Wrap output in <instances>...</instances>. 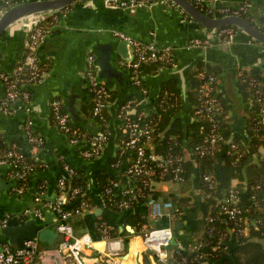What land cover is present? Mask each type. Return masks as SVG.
Listing matches in <instances>:
<instances>
[{
  "label": "crops",
  "instance_id": "obj_1",
  "mask_svg": "<svg viewBox=\"0 0 264 264\" xmlns=\"http://www.w3.org/2000/svg\"><path fill=\"white\" fill-rule=\"evenodd\" d=\"M7 1L11 7L31 0H0V6ZM216 1L218 4L232 6L245 1L250 2L249 20L264 27V0ZM34 25V20L18 21L1 37L0 72L14 73L19 68ZM115 30L123 32L131 39L145 44H154L161 49L170 47L175 54L174 66L171 68L162 69L156 74L150 72L144 74L148 86V95L141 103L135 106L132 103V114L134 111H136L135 114L153 111L159 93L166 84L174 83L182 93L183 81L181 80V71L177 67L183 66L182 68L185 69L188 94L192 88L193 74L203 64V67L207 65L214 68L217 73L219 91L222 92L224 99L228 102L231 129L245 142L248 140L245 128L250 103L245 100L239 89V77L243 73H255L260 75L264 81V44L239 30L234 40L225 45L217 35L216 29L206 31L200 23L192 19L182 8L170 0H145L131 7L109 5L107 0H76L60 13L56 22H53L49 35L39 49V57L47 67V74L40 83L26 85V89L31 95V111L28 112L25 102L19 100L15 105L16 112L14 115H2L0 117V147L16 142L23 148H29L24 128L29 117L34 121L35 132L46 139V145L39 151L38 155L49 162V167L37 176L35 183L41 177L47 178L50 191L54 192L56 176L61 172V165L58 162L60 155H64L68 162L82 167L87 172L90 178L88 193L92 201V208L83 217H76L72 221L78 235L90 233L94 240V245L86 247L84 250L85 263L146 264L144 257L147 247L143 239L145 230L159 228L153 227L155 223L165 227L174 225L177 220H182V228L175 233L178 245L174 249L188 250L203 237L204 230L199 226L201 215L197 212H191V207L186 206L180 218H175L171 211V216L155 220L145 202L138 203L130 211H116L108 208L101 194L98 172L100 170L115 172L120 176L119 180L127 183L129 179L124 171L129 164V158L125 157L121 167L110 166L113 156L117 155L121 148V144L111 140L99 158L93 161L86 159L83 161L82 154L84 150L90 147L89 142L86 141L76 146L70 144L68 136L55 125L51 108L52 100L59 99L63 103L65 112L79 127L91 135L102 129L89 112L93 106V97L89 91L87 77L88 57L94 54L96 57L95 69L99 80L110 87L115 95L108 107L113 129L115 130L116 125L121 123L117 117L118 108L135 96L141 95L133 84V70L128 65L133 60H124L116 54L112 60V67L116 73L115 77L113 76L108 80L101 76V72L104 70L98 61L101 50L116 39H121L113 33ZM207 37L211 38L212 41L210 47H187L191 39ZM202 49L209 51L205 61H201L204 58ZM4 90V83L0 77V96L4 94ZM182 98L183 107L177 117L187 125L192 120V106L183 95ZM260 151L264 152V147H261ZM7 172L5 168H2L1 217L5 215L18 216L25 208L32 207L33 191L36 189L33 188L31 192L23 195L16 194L12 189L13 181L8 177ZM200 177L201 174L197 171L190 191L192 201L197 206L201 204L203 199ZM157 188L167 195H182L179 190L180 187L174 182H160L157 184ZM101 219H106L118 226L120 235L114 239L116 242L111 246L117 248L119 247L117 241L121 242L120 256L107 257L108 244L101 238L99 231ZM60 241L61 237L58 234L53 243L41 241L38 264H79L71 253L62 252V256H59L57 249ZM6 244L11 246L10 238L1 229V248ZM133 249L135 255H132ZM149 262L160 264L153 252L149 254ZM164 263L169 264L166 261Z\"/></svg>",
  "mask_w": 264,
  "mask_h": 264
},
{
  "label": "built area",
  "instance_id": "obj_2",
  "mask_svg": "<svg viewBox=\"0 0 264 264\" xmlns=\"http://www.w3.org/2000/svg\"><path fill=\"white\" fill-rule=\"evenodd\" d=\"M109 5H117L121 7L136 6L145 0H107ZM203 13L212 17H225L229 15L246 17L250 14L251 3L245 1L239 5L232 6L229 4H218L216 0H189ZM7 1L0 6V17L10 7ZM67 9V8H66ZM63 9L54 15L42 14L41 17L35 16V25L26 44V50L21 65L14 73L0 72V77L4 83V94L0 96V117L2 115L12 116L16 112V103L19 100L25 102L26 110L31 111L30 101L31 95L28 90L23 87L29 84L40 83L47 74V67L40 60L39 49L49 35L53 22H56ZM57 18V19H56ZM264 31V27L258 25ZM217 35L221 38L223 44H230L237 32L235 26H226L216 29ZM121 39L129 40L134 50V59L129 62V67L133 70V84L140 85L143 81V72L140 66L143 63L152 61L174 62V51L172 48H158L154 44H145L138 40L131 39L121 31L113 32ZM212 45L211 38H193L189 41L187 47H203L207 48ZM175 57V56H174ZM96 57L94 54L88 57L87 77L89 81V91L93 97V115L101 122H106L105 111L108 110L112 90L104 82H101L96 73ZM202 83L199 85L196 93L198 115H205L211 121L209 134L202 143L195 146V151L204 156L213 153L218 149L219 142L223 136L219 133V118L222 114L224 105L222 99L218 96L219 78L217 75L209 74L207 69L200 70L197 75ZM252 85L254 81L251 82ZM142 93L147 95L148 89L143 88ZM256 93L260 99H264V89L258 88ZM132 102L123 103L117 110V117L124 125L128 138L123 141L120 148V155L127 156L134 153V159L125 168V175L129 182L123 183L121 180H111L105 186L103 192L104 201L111 207L119 211L133 209L138 203L145 202L151 211L155 220H160L165 216H171V209L175 208L172 200L157 198L153 194H149V189L160 182H153L155 175H160L161 182L183 183L184 169L182 167L183 157L180 154L163 155L154 151L152 140L154 133V121L147 117H134L131 112ZM53 121L59 130L65 135H69V143L76 146L88 141L90 147L83 151V157L86 159L99 158L107 144L109 137L106 129H101L92 136H88L86 132L79 129H73L70 125L71 118L65 112L63 103L59 99L51 102ZM264 113V109H263ZM259 123H264L263 117ZM25 136L29 145L30 157L24 151V148L16 142H12L7 146L0 147V174L2 168L8 172V177L13 181V191L16 194L23 195L31 191L28 177L35 171L36 164L32 159H37L39 151L46 145V139L35 132L34 121L31 117L26 120ZM232 145V153L237 152L241 155L239 145L229 141ZM150 148V151L148 150ZM61 168L63 171L56 183L57 190L53 193L50 191L49 180L44 179L37 185L33 193V207L25 208L20 215H5L0 217V230L9 225V221L13 217H17L19 222L23 223L29 219H35L38 222H45L46 213L53 215L56 232L61 237L57 252L62 256V252L71 253L79 264H86L83 256L86 247H92L94 240L90 233L78 235L73 226V219L83 217L87 211L92 208V204L83 194L81 186H74L70 179L75 174V168L67 161L64 155L59 156ZM119 164H116L118 166ZM46 166V165H45ZM167 179V180H166ZM204 181L210 187L216 185L213 176L205 174ZM139 181L140 185L135 182ZM242 200L238 195V191L231 189L228 195L223 199L221 211L229 220L235 221L241 219L243 211ZM117 227L114 223L101 219L99 222V231L101 238L108 244L106 255L108 258L120 256L122 244L114 248L111 245L115 243L113 236ZM175 236L173 225L150 228L143 232L144 243L147 248L155 254L160 262L169 264H180L173 260L172 251L167 247ZM40 253L39 239L25 240L23 249H14L9 244L4 245L0 249V264H38V255ZM183 261H186L183 258Z\"/></svg>",
  "mask_w": 264,
  "mask_h": 264
},
{
  "label": "trees",
  "instance_id": "obj_3",
  "mask_svg": "<svg viewBox=\"0 0 264 264\" xmlns=\"http://www.w3.org/2000/svg\"><path fill=\"white\" fill-rule=\"evenodd\" d=\"M249 19V15L246 16ZM175 56V55H174ZM173 58L175 59V57ZM173 61V59H172ZM152 61L143 63L140 70L143 75L146 72L151 74L159 73L162 69L171 68L174 62ZM200 65L196 73L193 74L192 88L188 93V100L191 104L192 120L185 125L183 121L177 117L183 107L182 93L176 88L174 83L166 84L159 93L155 109L151 112H138L134 117L142 116L150 118L154 121L153 148L154 151L163 155L171 153L180 154L183 157L182 167L184 169L182 175L184 182L182 184L183 191H191L193 187L194 175L200 172V186L203 193V199L200 205H196L190 194L167 195L164 191L157 188L156 183L149 189L148 193L153 194L157 198L172 200L175 206L174 216L180 218L186 206H190L191 212H197L201 215L199 226L204 230L203 237L197 240L190 249H174L172 252L173 260L180 264H264V154L260 152V148L264 147V123H259L263 117L264 99H260L258 88L264 89L263 78L255 73H243L239 77V89L245 100L250 103V109L246 119V134L248 140L245 142L240 136L233 133L230 126L228 102L224 99L222 92L217 90L218 96L222 99L224 110L219 118V133L223 139L218 144V149L207 155H200L195 151V146L205 142L211 127V121L205 115L196 113L197 99L196 93L202 80L197 76L200 70L207 69L209 74L217 75L214 68ZM254 81L255 85L251 82ZM139 91V97H134L133 105L141 103L147 95L142 93L143 88H147L145 75L140 85L135 86ZM219 87V84L218 86ZM110 88V87H109ZM26 89V85L23 87ZM115 98L114 92L110 101ZM132 105V106H133ZM94 121L101 128L106 129L111 140L118 144L123 143L128 138V133L124 129L122 123L116 125L115 130L112 126L110 113L105 111L106 122H101L93 115V106L89 111ZM70 125L73 129H79L92 136L85 129L79 127L77 123L71 120ZM100 128V129H101ZM114 131H113V130ZM95 134V133H94ZM69 137V135H68ZM113 138V139H112ZM237 143L240 148L241 155L237 152L232 153V145L229 141ZM150 151V148L148 149ZM24 151L30 157L29 148ZM125 157L129 158V163L134 159V153L127 156H113L110 166L119 164L121 167ZM32 159L36 164L35 171L28 177L30 187L36 188L44 178H39L35 183L37 176L48 169L49 162L42 159L39 155L37 159ZM93 161L95 159H86ZM87 161V162H89ZM59 164L61 162L58 159ZM46 165V166H45ZM75 168V174L70 179L74 186H81L83 189L82 197L91 201L89 197L90 178L82 167L71 162ZM113 168V167H112ZM63 171L57 174L54 191L57 190L56 183ZM205 174H209L216 180V185L210 187L204 181ZM47 179V178H45ZM115 172L100 170L98 172V180L100 181L101 194L103 195L105 186L111 180H119ZM160 175L153 177V182H161ZM167 180V179H166ZM135 184L140 185L139 181ZM31 189V190H32ZM231 189L238 191V195L242 200L243 211L241 219L232 221L221 211L223 199L228 195ZM31 192V191H30ZM35 192V191H33ZM167 196V197H166ZM105 205L111 208L106 202ZM136 206V205H135ZM119 211L116 208H111ZM132 210V209H130ZM126 210V211H130ZM113 223V222H112ZM115 224V223H114ZM116 225V224H115ZM113 236L120 235L119 228ZM177 231H175L176 233ZM40 243H42L40 241ZM183 258L186 261H183Z\"/></svg>",
  "mask_w": 264,
  "mask_h": 264
},
{
  "label": "water",
  "instance_id": "obj_4",
  "mask_svg": "<svg viewBox=\"0 0 264 264\" xmlns=\"http://www.w3.org/2000/svg\"><path fill=\"white\" fill-rule=\"evenodd\" d=\"M76 0H31L22 3L15 4L9 7L0 17V39L7 32L10 27L21 20L33 21L36 17H41L42 14L54 15L59 11L68 8ZM174 4L182 8L192 19L200 23L206 30H215L226 26H235L241 31L247 33L250 37L257 42L264 44V31L258 27V25L251 22L248 18L242 16L229 15L225 17H212L201 10H199L189 0H170ZM204 58L201 61H205L209 55V51L202 49ZM118 54L122 59L130 61L133 60V47L129 40L116 39L112 43L105 46L101 50L99 57V63L104 68L101 72V76L110 80L116 75L114 68L112 67V60L114 56ZM177 67L181 71L182 95L188 100L187 87H186V74L185 69ZM115 77V76H114ZM75 114V111H73ZM136 111H134V114ZM3 187V179L0 174V189ZM86 214V213H85ZM45 222H38L35 219H29L23 223L19 222L17 217L11 218L9 225L4 228V233L9 236L10 244L14 249H23L25 240L39 239L42 242L53 243L57 237L56 225L54 224L53 215L50 212L46 213ZM1 217V213H0ZM183 226L182 220L175 221L173 228L178 231ZM178 245L176 235L172 238L171 243L168 245L169 250H173ZM151 249L147 248L145 251L144 263L151 264L149 262V254ZM132 255H135L134 249ZM160 264H165L160 262Z\"/></svg>",
  "mask_w": 264,
  "mask_h": 264
},
{
  "label": "rangeland",
  "instance_id": "obj_5",
  "mask_svg": "<svg viewBox=\"0 0 264 264\" xmlns=\"http://www.w3.org/2000/svg\"><path fill=\"white\" fill-rule=\"evenodd\" d=\"M206 31H211V30H206ZM261 152V151H260ZM262 154H264V152H261ZM177 185L180 187V191L182 192V194L184 193V194H186V195H188V194H190V191L188 192V191H183L182 190V184H180V183H177ZM172 192H174L173 190H172ZM169 195V194H168ZM35 205V203L34 202H32V207ZM171 211L174 213L175 212V208H173V209H171ZM166 218H169V217H166ZM153 227H162V225L161 224H157V223H155L154 225H153ZM0 249H1V246H0Z\"/></svg>",
  "mask_w": 264,
  "mask_h": 264
}]
</instances>
